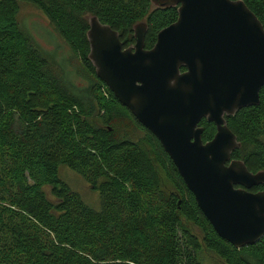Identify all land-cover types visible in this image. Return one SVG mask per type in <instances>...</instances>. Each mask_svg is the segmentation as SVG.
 <instances>
[{"label":"trees","instance_id":"obj_1","mask_svg":"<svg viewBox=\"0 0 264 264\" xmlns=\"http://www.w3.org/2000/svg\"><path fill=\"white\" fill-rule=\"evenodd\" d=\"M242 1L264 26V0ZM21 3L54 26L89 73V90L74 91L55 74L20 25ZM90 16L118 31L125 47L135 43L134 26L147 22L150 50L178 8L151 0H0V264H202L204 249L220 264H264V238L242 249L220 238L157 137L98 78ZM226 121L241 142L233 159L264 171V86L259 105ZM200 126L203 142L211 141L215 124ZM63 166L98 193L97 207L62 180Z\"/></svg>","mask_w":264,"mask_h":264},{"label":"water","instance_id":"obj_2","mask_svg":"<svg viewBox=\"0 0 264 264\" xmlns=\"http://www.w3.org/2000/svg\"><path fill=\"white\" fill-rule=\"evenodd\" d=\"M178 8L175 23L147 50V22L125 47L91 16L89 59L117 100L154 134L220 238L236 249L264 238V171L232 159L241 142L226 117L260 104L264 26L242 0H151ZM185 68V72L182 69ZM216 126L204 143L203 120Z\"/></svg>","mask_w":264,"mask_h":264},{"label":"rangeland","instance_id":"obj_3","mask_svg":"<svg viewBox=\"0 0 264 264\" xmlns=\"http://www.w3.org/2000/svg\"><path fill=\"white\" fill-rule=\"evenodd\" d=\"M19 21L24 32L31 37L40 51L50 59L55 74L64 79L66 85L74 91L89 90L92 82L89 73L84 69L81 61L74 58L70 48L40 10L30 4L21 3ZM128 132L135 138L142 136L139 128H136V130L130 128ZM60 176L88 204L94 207L98 206V193L79 174L63 166L60 169ZM47 192L49 193V190ZM193 231L200 239L202 238V234L197 228H194ZM201 255L202 264H220L217 256L206 249L202 251Z\"/></svg>","mask_w":264,"mask_h":264},{"label":"flooded vegetation","instance_id":"obj_4","mask_svg":"<svg viewBox=\"0 0 264 264\" xmlns=\"http://www.w3.org/2000/svg\"><path fill=\"white\" fill-rule=\"evenodd\" d=\"M232 159H233V157H232Z\"/></svg>","mask_w":264,"mask_h":264}]
</instances>
